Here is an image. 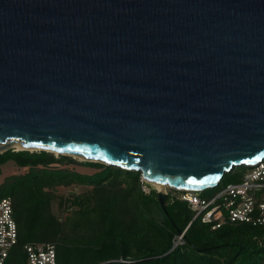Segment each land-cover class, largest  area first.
I'll list each match as a JSON object with an SVG mask.
<instances>
[{
	"label": "water",
	"instance_id": "1",
	"mask_svg": "<svg viewBox=\"0 0 264 264\" xmlns=\"http://www.w3.org/2000/svg\"><path fill=\"white\" fill-rule=\"evenodd\" d=\"M12 140L218 187L264 159V0H0V144Z\"/></svg>",
	"mask_w": 264,
	"mask_h": 264
},
{
	"label": "trees",
	"instance_id": "2",
	"mask_svg": "<svg viewBox=\"0 0 264 264\" xmlns=\"http://www.w3.org/2000/svg\"><path fill=\"white\" fill-rule=\"evenodd\" d=\"M8 161L23 171L0 184V199L12 198L19 229V242L4 264H28V242H55L57 264H264L263 226L228 223L214 229L201 217L194 218L188 202L170 193L169 217L157 190L143 189L141 171L85 161L97 169L85 173L60 166L78 164L72 156L8 149L0 153V174ZM247 169L234 167L218 187L203 190L202 196L239 181ZM73 184L90 189L60 198V206L71 205L61 219L53 211L57 188ZM183 231L185 243L173 248Z\"/></svg>",
	"mask_w": 264,
	"mask_h": 264
},
{
	"label": "built area",
	"instance_id": "3",
	"mask_svg": "<svg viewBox=\"0 0 264 264\" xmlns=\"http://www.w3.org/2000/svg\"><path fill=\"white\" fill-rule=\"evenodd\" d=\"M248 169L239 181L223 185L209 197L202 196L203 190L174 189L173 194L188 202L194 218L201 217L212 228L228 223L250 224L264 227V159ZM144 181V179H143ZM170 188V187H169ZM146 192V185H143ZM185 231L175 238V247L185 243ZM19 242V229L12 198L0 199V264H4L10 251ZM28 264H57L55 242H28L24 246Z\"/></svg>",
	"mask_w": 264,
	"mask_h": 264
},
{
	"label": "rangeland",
	"instance_id": "4",
	"mask_svg": "<svg viewBox=\"0 0 264 264\" xmlns=\"http://www.w3.org/2000/svg\"><path fill=\"white\" fill-rule=\"evenodd\" d=\"M10 149H14L16 151H19L21 149L18 148H10ZM22 150H29L31 152L33 151H40L41 149H22ZM55 157H59L60 154L59 153H55L53 152ZM73 158H75L78 161V164H67V163H61L60 166L61 167H69V168H75L78 171L81 172H85V173H90V172H94L97 169L95 167L89 166L87 164H84L85 159H81L77 156H72ZM1 174H0V184L3 182H7L9 180H11L16 174H19L23 171V169L21 167H19L18 165H16V163L14 161H8L6 163H4L1 166ZM144 182L146 183V189L147 190H151V189H157L158 187L155 186L153 183L151 182H147L146 180H144ZM90 189L89 186H83V185H77V184H73L69 187H58L57 188V194L59 195L58 199L53 201V211L54 213L59 216L61 219H64V217L70 212V210H67L66 206L68 207V209H71V205L69 206L68 203L65 206H60V198L63 196L64 199H70L72 197H76L79 195H84L85 193H87V191ZM168 193L170 194H175L174 190H171V188H167ZM210 193L212 194L213 192L210 191Z\"/></svg>",
	"mask_w": 264,
	"mask_h": 264
},
{
	"label": "bare ground",
	"instance_id": "5",
	"mask_svg": "<svg viewBox=\"0 0 264 264\" xmlns=\"http://www.w3.org/2000/svg\"><path fill=\"white\" fill-rule=\"evenodd\" d=\"M4 146V147H11V148H18V149H39V148H27L21 141H19V140H12V141H8V142H6V143H3V144H0V146ZM79 158H81V157H79ZM81 159H83V158H81ZM144 180H146V181H149V182H151V183H153L155 186H157L158 187V189H161V190H167V186L166 185H163V184H161V183H158V182H156V181H154V180H152V179H150V178H148V177H144L143 178Z\"/></svg>",
	"mask_w": 264,
	"mask_h": 264
}]
</instances>
